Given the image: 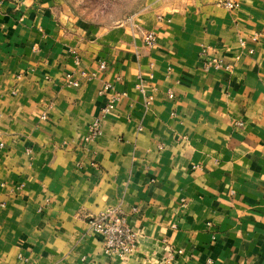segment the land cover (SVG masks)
Segmentation results:
<instances>
[{"label":"crops","instance_id":"obj_1","mask_svg":"<svg viewBox=\"0 0 264 264\" xmlns=\"http://www.w3.org/2000/svg\"><path fill=\"white\" fill-rule=\"evenodd\" d=\"M219 1L106 27L0 0V264H264V0ZM108 209L135 228L127 256L87 222Z\"/></svg>","mask_w":264,"mask_h":264},{"label":"built area","instance_id":"obj_2","mask_svg":"<svg viewBox=\"0 0 264 264\" xmlns=\"http://www.w3.org/2000/svg\"><path fill=\"white\" fill-rule=\"evenodd\" d=\"M241 0H221L217 4L223 6L227 9L233 10L240 5ZM126 22L134 24V16L127 18ZM139 30L143 27L137 25ZM144 41L147 45L153 46L156 43V33L150 30L143 31ZM241 45H245V41L240 42ZM208 49H204V55H207ZM250 53L253 52L252 49L249 50ZM208 66H213L216 68H223L230 70L232 68V63L224 61L221 57H213L207 61ZM101 69H106V64H100ZM84 74V73H83ZM86 75V74H84ZM69 83L78 86L79 81L73 79L71 74H68ZM113 87L110 83H106L101 92H106L111 90ZM170 97H173L172 92L169 93ZM118 99L117 95H112L109 103L103 108V112L107 113L115 107V102ZM101 133V120L96 119L90 129V137H95ZM88 224L98 231L102 236V242L105 251L108 253H115L121 256H127L135 248L137 234L135 228L129 223L126 215L119 211L118 209H108L99 214L89 215L87 218ZM178 250L177 253H181Z\"/></svg>","mask_w":264,"mask_h":264},{"label":"rangeland","instance_id":"obj_3","mask_svg":"<svg viewBox=\"0 0 264 264\" xmlns=\"http://www.w3.org/2000/svg\"><path fill=\"white\" fill-rule=\"evenodd\" d=\"M73 13L84 22L96 26H112L126 22L145 8L146 0H66Z\"/></svg>","mask_w":264,"mask_h":264}]
</instances>
